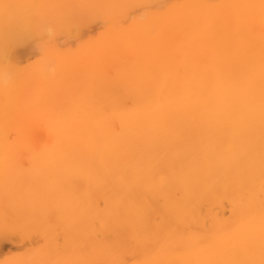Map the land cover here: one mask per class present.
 Instances as JSON below:
<instances>
[{
  "label": "bare ground",
  "instance_id": "1",
  "mask_svg": "<svg viewBox=\"0 0 264 264\" xmlns=\"http://www.w3.org/2000/svg\"><path fill=\"white\" fill-rule=\"evenodd\" d=\"M4 240L28 248L0 264H264V0H0Z\"/></svg>",
  "mask_w": 264,
  "mask_h": 264
},
{
  "label": "rangeland",
  "instance_id": "2",
  "mask_svg": "<svg viewBox=\"0 0 264 264\" xmlns=\"http://www.w3.org/2000/svg\"><path fill=\"white\" fill-rule=\"evenodd\" d=\"M99 27L97 26V25H95L94 26V28H92L91 30H87V32L89 33L90 31H93V32H95L97 29H98ZM96 29V30H95ZM86 32V33H87ZM87 35V34H86ZM29 54V55H28ZM27 56V57H26ZM36 57V55H34V54H30V52H26V53H22V62L25 64V63H27L28 61H30V60H34V58ZM229 211H227V213H228ZM12 241V240H11ZM10 240H4V241H2V242H0V257H2V258H4L5 257V255H7L6 257H9V256H11V255H14V254H10V253H12V252H16L15 254H19V253H22L21 252V250H23L22 249V247L25 245V243H21V242H17V241H12L11 242ZM17 244H16V243ZM21 244L20 245V251L17 253V251H18V248L16 247V245H19V244ZM24 244V245H23ZM29 244V243H28ZM29 247H30V244L28 245ZM25 248L27 249L28 247L25 245ZM25 249V250H26ZM14 250H16V251H14ZM1 251H3V252H1ZM12 251V252H11ZM24 252V251H23ZM5 253H9V254H5ZM5 254V255H4ZM5 259H7V258H5ZM5 259H3V260H5ZM1 261H2V259H0ZM0 261V262H1Z\"/></svg>",
  "mask_w": 264,
  "mask_h": 264
}]
</instances>
